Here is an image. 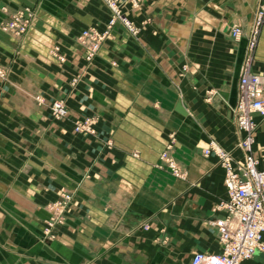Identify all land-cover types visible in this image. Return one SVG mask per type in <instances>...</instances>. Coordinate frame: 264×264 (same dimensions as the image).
Here are the masks:
<instances>
[{"label":"crops","instance_id":"1","mask_svg":"<svg viewBox=\"0 0 264 264\" xmlns=\"http://www.w3.org/2000/svg\"><path fill=\"white\" fill-rule=\"evenodd\" d=\"M263 6L144 0L139 36L117 24L89 60L75 38L90 24L102 29L109 11L100 0H0V264H191L198 252L220 253L213 222L225 170L204 151L217 144L264 169V116L247 153L233 113ZM22 8L35 16L15 37L2 23ZM56 45L65 62L49 55ZM253 70L264 78V24ZM56 99L72 118L96 116L97 135L53 119ZM169 146L183 178L161 165ZM64 189L73 200L50 224ZM245 264H264V252Z\"/></svg>","mask_w":264,"mask_h":264},{"label":"built area","instance_id":"2","mask_svg":"<svg viewBox=\"0 0 264 264\" xmlns=\"http://www.w3.org/2000/svg\"><path fill=\"white\" fill-rule=\"evenodd\" d=\"M25 15L27 19L21 21L18 18ZM29 15L32 16L28 11L14 13L13 20L6 24L5 29L12 32L16 30L17 35L21 36L30 26ZM263 24L264 6L257 12L248 33L247 53L238 86V101L233 108L235 122L245 133L241 146L247 153L251 150L258 129L256 115L264 116V78L253 70L254 52ZM243 34L241 26H232L231 35L234 39H240ZM82 36L87 39L90 32L84 31ZM53 107L56 116L66 115L62 102H56ZM170 149L171 146L161 156L162 166L165 164L175 176L183 178L185 171L173 158ZM204 152L206 155L214 153L225 170L227 197L217 204L222 215L213 222L218 229L222 250L218 254L198 252L193 256L191 264H245L258 252H264V169L249 154L245 160H238L217 144H211Z\"/></svg>","mask_w":264,"mask_h":264},{"label":"rangeland","instance_id":"3","mask_svg":"<svg viewBox=\"0 0 264 264\" xmlns=\"http://www.w3.org/2000/svg\"><path fill=\"white\" fill-rule=\"evenodd\" d=\"M100 3L109 11V16L103 22L102 29L97 27L96 24H90L88 25V27L84 28L75 38L77 43H79L80 45L86 48L88 53L87 58L89 60H93L98 55L103 43L112 36L113 31L117 24L124 25V27L129 31L131 36L134 38H137L141 31V27L137 24L138 23L137 17L139 16L138 12H140L143 8L144 0H100ZM24 11H28L30 14H32V16L29 15L30 26L27 30L28 32L35 16V10L33 8H22L14 13H20ZM14 13H12L7 20L3 21L2 29L12 34L15 37H22L25 34H27V32L23 33L20 36L17 35L16 30L12 32L5 29L6 24L10 23V21L13 20ZM132 13H134V15ZM18 18L21 21L23 19H27L26 15L25 17L21 16ZM112 21L114 22L112 23ZM84 31L90 32V36L87 39L82 36V33ZM84 39H86V43L84 42ZM51 51H54V53L51 54ZM49 55L57 59L59 62L66 61V56L62 53L61 47L59 45L52 47L49 50ZM0 76L6 78L7 71L0 68ZM74 82H76V79L74 80ZM36 100L39 103L43 102L41 96H37ZM56 102H62L65 105L66 115L64 117H58L54 114L53 106ZM49 108L51 111V116L55 120H64V119L72 118L70 109L67 106V103L64 99H56L55 101L52 102ZM97 120L98 119L96 116H90V115L72 118L74 131L79 134L95 136L97 135V128H96ZM73 195H74L73 192L70 190L64 189L62 191L61 198L58 201H56L51 207L52 219L50 221V224H54L55 222L62 219L65 207H67L70 204V202L73 200Z\"/></svg>","mask_w":264,"mask_h":264},{"label":"water","instance_id":"4","mask_svg":"<svg viewBox=\"0 0 264 264\" xmlns=\"http://www.w3.org/2000/svg\"><path fill=\"white\" fill-rule=\"evenodd\" d=\"M178 109H179V111H180L181 113L186 114L185 111H184V109H183V107H179Z\"/></svg>","mask_w":264,"mask_h":264}]
</instances>
